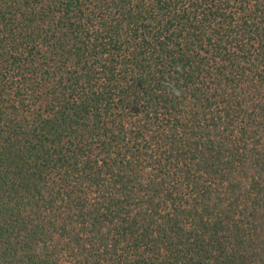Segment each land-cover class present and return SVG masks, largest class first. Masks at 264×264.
<instances>
[{
  "label": "trees",
  "instance_id": "1",
  "mask_svg": "<svg viewBox=\"0 0 264 264\" xmlns=\"http://www.w3.org/2000/svg\"><path fill=\"white\" fill-rule=\"evenodd\" d=\"M0 264H264V0H0Z\"/></svg>",
  "mask_w": 264,
  "mask_h": 264
}]
</instances>
